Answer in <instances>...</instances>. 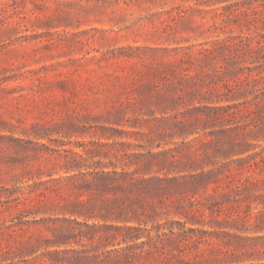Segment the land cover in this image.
I'll return each instance as SVG.
<instances>
[{"label":"rangeland","instance_id":"374dc122","mask_svg":"<svg viewBox=\"0 0 264 264\" xmlns=\"http://www.w3.org/2000/svg\"><path fill=\"white\" fill-rule=\"evenodd\" d=\"M0 264H264V0H0Z\"/></svg>","mask_w":264,"mask_h":264}]
</instances>
